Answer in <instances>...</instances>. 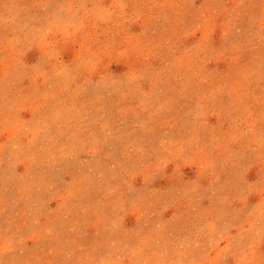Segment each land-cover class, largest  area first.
Masks as SVG:
<instances>
[{"label": "rangeland", "instance_id": "rangeland-1", "mask_svg": "<svg viewBox=\"0 0 264 264\" xmlns=\"http://www.w3.org/2000/svg\"><path fill=\"white\" fill-rule=\"evenodd\" d=\"M0 264H264V0H0Z\"/></svg>", "mask_w": 264, "mask_h": 264}]
</instances>
